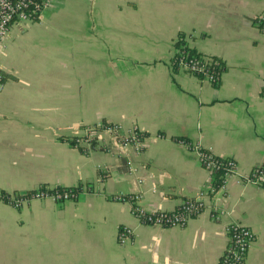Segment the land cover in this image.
Instances as JSON below:
<instances>
[{
    "label": "crops",
    "instance_id": "obj_1",
    "mask_svg": "<svg viewBox=\"0 0 264 264\" xmlns=\"http://www.w3.org/2000/svg\"><path fill=\"white\" fill-rule=\"evenodd\" d=\"M180 34L222 62L218 86L172 67ZM0 70V264H219L233 223L255 235L245 264H264V188L245 181L264 168V0H48L0 40ZM99 121L137 128L145 148L68 142ZM179 140L239 176L187 226H145L116 198L174 211L214 186ZM37 188L80 194L19 210L3 199ZM122 226L135 231L125 245Z\"/></svg>",
    "mask_w": 264,
    "mask_h": 264
},
{
    "label": "built area",
    "instance_id": "obj_2",
    "mask_svg": "<svg viewBox=\"0 0 264 264\" xmlns=\"http://www.w3.org/2000/svg\"><path fill=\"white\" fill-rule=\"evenodd\" d=\"M46 3L44 2L43 8H41L38 0H0V40L7 36L12 25L22 24L38 18ZM190 39L191 36H184L182 49L175 48L174 45L172 67H177L178 70L185 71L196 77L203 76V80L213 84L217 80V76H219L215 67L217 62L212 57L201 55L200 58H197L190 56L189 50L193 49L189 44ZM2 79L3 73L0 70V81ZM106 138L110 139V144L119 142L126 151L139 153L145 148L146 136L137 128L126 129L121 124L105 121L82 125L67 140L73 147L89 153L95 147H98L100 143L105 145L107 143ZM179 143L195 151L199 156L200 162L207 170L214 173L216 170L224 168V182L239 176V168L234 160L218 159L210 150H202L199 146H193L189 141L179 140ZM103 147L109 149L107 145ZM245 181L254 186L264 188V168L253 171ZM52 190L37 188L31 192L4 194L3 199L9 206L19 210L33 200H51L55 203H65L77 200L80 194L49 192ZM216 191L217 189L213 186L211 190H205L196 198L185 201L174 211H147L141 205L140 195L120 196L116 200L129 202L133 215L145 226L163 228L185 227L192 218L203 210L205 206L204 197ZM134 233L135 231L129 226L120 227L118 230L119 244L125 245L130 242ZM227 233L230 242L219 264H245L248 251L255 239L254 233L240 223L231 224L227 229Z\"/></svg>",
    "mask_w": 264,
    "mask_h": 264
},
{
    "label": "trees",
    "instance_id": "obj_3",
    "mask_svg": "<svg viewBox=\"0 0 264 264\" xmlns=\"http://www.w3.org/2000/svg\"><path fill=\"white\" fill-rule=\"evenodd\" d=\"M38 1L41 4V8H43L44 2H47L48 0H38ZM183 39H184V35L180 34L179 39H178L179 41L175 42V48L177 47L178 49H182V46L184 45ZM189 53H190V56H193V57L200 58V56H201V54L197 53L196 50H194V49H190ZM215 61L217 62L215 67L217 69V73L219 74V76H217V80H215V82H213V85L218 86L220 84V81H221V74L223 72L224 66L219 59H215ZM175 68L178 70L177 67H175ZM198 78L203 80V76H199ZM214 175H215L214 186H215V188L218 189L223 184L224 168H220V169L216 170L214 172ZM49 192H58V193L68 192L71 194H78V193H80V188H56V189H53L52 191H49Z\"/></svg>",
    "mask_w": 264,
    "mask_h": 264
},
{
    "label": "rangeland",
    "instance_id": "obj_4",
    "mask_svg": "<svg viewBox=\"0 0 264 264\" xmlns=\"http://www.w3.org/2000/svg\"><path fill=\"white\" fill-rule=\"evenodd\" d=\"M189 44L191 45V47L193 48V41L190 39V41H189ZM194 49V48H193Z\"/></svg>",
    "mask_w": 264,
    "mask_h": 264
}]
</instances>
